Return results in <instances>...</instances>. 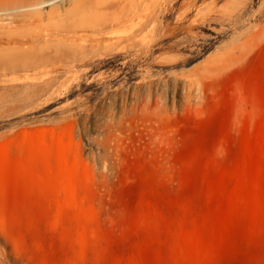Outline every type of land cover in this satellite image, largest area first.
I'll list each match as a JSON object with an SVG mask.
<instances>
[{
	"label": "rangeland",
	"instance_id": "374dc122",
	"mask_svg": "<svg viewBox=\"0 0 264 264\" xmlns=\"http://www.w3.org/2000/svg\"><path fill=\"white\" fill-rule=\"evenodd\" d=\"M0 264H264V0L0 1Z\"/></svg>",
	"mask_w": 264,
	"mask_h": 264
},
{
	"label": "bare ground",
	"instance_id": "6f19581e",
	"mask_svg": "<svg viewBox=\"0 0 264 264\" xmlns=\"http://www.w3.org/2000/svg\"><path fill=\"white\" fill-rule=\"evenodd\" d=\"M0 1L2 2L3 0H0ZM35 2H36V1H35ZM39 3H40V2L37 3L38 5H37L36 3H34V4H36L37 6H39ZM36 5H35V6H36ZM45 5H48V4H45ZM35 6L33 5V7H35ZM37 6H36V7H37ZM41 15H42V14H41L39 11H36L35 14H34V16H35L36 18H38V19L42 18Z\"/></svg>",
	"mask_w": 264,
	"mask_h": 264
}]
</instances>
